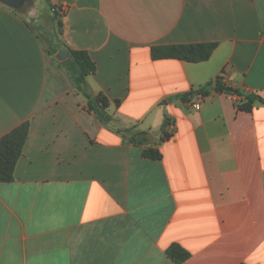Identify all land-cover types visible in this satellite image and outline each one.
Listing matches in <instances>:
<instances>
[{
  "label": "crops",
  "instance_id": "1",
  "mask_svg": "<svg viewBox=\"0 0 264 264\" xmlns=\"http://www.w3.org/2000/svg\"><path fill=\"white\" fill-rule=\"evenodd\" d=\"M44 1L65 7L58 49L88 52L110 119L49 55L36 9L0 3V137L29 123L0 182V264H264V103L239 107L264 98V0ZM189 43L216 46L151 56Z\"/></svg>",
  "mask_w": 264,
  "mask_h": 264
},
{
  "label": "trees",
  "instance_id": "2",
  "mask_svg": "<svg viewBox=\"0 0 264 264\" xmlns=\"http://www.w3.org/2000/svg\"><path fill=\"white\" fill-rule=\"evenodd\" d=\"M52 7L53 5L51 6L50 4H47V8L52 14V19H57L58 25L61 26V16L56 11L53 12L51 10ZM13 11L16 12L17 10ZM28 11L29 8H26L23 14H19L18 12H16V14L20 15L26 22V13H28ZM27 25L30 26L28 21ZM215 46L216 43L153 46L151 49V56L154 59L177 58L189 62H200L207 60L210 57ZM47 52L49 55L53 56L59 66L67 70L77 90L82 91L86 95L88 98L89 110L94 111L97 117L102 121L109 120L110 116L104 111V108L107 106L106 97L102 94L92 95L85 88L86 77L95 71V63L90 58L88 52L86 50L72 49L70 47H67L66 51L52 48L47 50ZM216 88L226 89L228 92L238 94L239 96L243 95L239 90L225 87L220 83L219 79L216 81ZM197 91L202 95L207 92L203 89ZM244 99V104H239V107L249 108L252 103L256 101L264 103V98L254 93L245 94ZM117 103H119V101H117ZM169 123L170 120L165 118L163 121V127H161L163 133L161 138H168L169 135L165 130V126ZM28 131L29 123L25 121L0 137V182H10L13 180L15 166L22 153L23 146L28 136ZM142 154L149 159H160L162 157L160 151L157 148L152 147L145 148ZM167 254L175 262H181L188 256V253L177 244L171 245L167 249Z\"/></svg>",
  "mask_w": 264,
  "mask_h": 264
},
{
  "label": "rangeland",
  "instance_id": "3",
  "mask_svg": "<svg viewBox=\"0 0 264 264\" xmlns=\"http://www.w3.org/2000/svg\"><path fill=\"white\" fill-rule=\"evenodd\" d=\"M37 4V6L35 5ZM31 10L36 9V18L37 21L32 22L33 29L39 34L40 40L43 44L49 48H58L60 46V26L58 25L57 19H52V14L47 8V5L44 0H28L27 4L22 9ZM16 11L19 14H23L24 10ZM28 13H26V18ZM28 19V18H27ZM47 49V50H49Z\"/></svg>",
  "mask_w": 264,
  "mask_h": 264
},
{
  "label": "water",
  "instance_id": "4",
  "mask_svg": "<svg viewBox=\"0 0 264 264\" xmlns=\"http://www.w3.org/2000/svg\"><path fill=\"white\" fill-rule=\"evenodd\" d=\"M28 0H0V3L6 5L13 10H21L27 4ZM61 51H66L65 47L61 48Z\"/></svg>",
  "mask_w": 264,
  "mask_h": 264
},
{
  "label": "built area",
  "instance_id": "5",
  "mask_svg": "<svg viewBox=\"0 0 264 264\" xmlns=\"http://www.w3.org/2000/svg\"><path fill=\"white\" fill-rule=\"evenodd\" d=\"M51 10L54 12V11H56L60 16L61 15H63V13L65 12V7L64 6H61V5H59V6H53L52 8H51Z\"/></svg>",
  "mask_w": 264,
  "mask_h": 264
}]
</instances>
